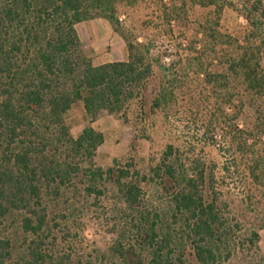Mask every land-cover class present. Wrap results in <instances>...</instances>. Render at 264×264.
<instances>
[{"label": "trees", "instance_id": "1", "mask_svg": "<svg viewBox=\"0 0 264 264\" xmlns=\"http://www.w3.org/2000/svg\"><path fill=\"white\" fill-rule=\"evenodd\" d=\"M133 1L0 0V264H237L257 248L220 178L240 171L264 211V0H192L209 14L191 38L159 0L169 43L119 29L117 5ZM225 8L244 19L238 36L220 28ZM93 18L120 34L126 61L86 55L76 26ZM77 105L87 124L73 135ZM102 112L135 131V154L106 166L91 125ZM157 114L186 135L139 157ZM216 142L222 167L204 155ZM87 229L112 240L90 247Z\"/></svg>", "mask_w": 264, "mask_h": 264}, {"label": "rangeland", "instance_id": "2", "mask_svg": "<svg viewBox=\"0 0 264 264\" xmlns=\"http://www.w3.org/2000/svg\"><path fill=\"white\" fill-rule=\"evenodd\" d=\"M162 1L170 8L175 5L173 8L178 13L177 15L182 18L183 25L181 28L174 26V35L178 31H183L188 38L194 37L198 22L209 14V8L195 5L192 0ZM116 11L119 21L118 27L122 31L138 36L139 41L153 39L158 43L161 38L164 43H169L168 41L171 38L167 34L168 27L163 21L167 12L162 8L159 0H135L131 3H120L117 5ZM90 20L93 21L86 20L76 26L86 55L91 58L95 65L120 60L124 52L114 49L115 39L120 37L124 41L123 38L106 20L102 18ZM244 25V19L236 12L229 8L223 9L220 15V28L222 31L238 36ZM125 50H127V46H125ZM248 100V98H244L245 107L238 120L241 126L248 125L253 117V112L248 106ZM68 116L72 127L71 132L73 135H77L87 124L83 118L82 107L80 105L75 106ZM131 123H124L115 115L106 112H102L91 122L92 127L102 132L105 137V141L97 149L99 164L106 166L111 164L114 158L130 157L135 154L134 151L130 150V143L135 133ZM182 125L178 122H166L161 114L153 116L146 125V133L149 137L141 139L136 150L140 154L139 157L158 153L168 142H180L186 135V130ZM136 131V135H140L142 125H139ZM221 146L220 142H216L214 145L206 147L204 152L206 158L214 161L219 167L226 164V160H228ZM221 177V187L230 199L235 201L234 211L243 212V216H239L240 220L248 227H256L260 235L256 244L257 248L246 246L243 254L238 255L237 264H249L251 261L257 264L258 257L264 256V211L262 204L259 202L257 188L252 186L249 189V183H245L240 171L232 174V176L222 174ZM261 224L263 226L259 228ZM85 237L90 247L103 248L112 240V236L104 231L95 232L92 229L85 231Z\"/></svg>", "mask_w": 264, "mask_h": 264}, {"label": "crops", "instance_id": "3", "mask_svg": "<svg viewBox=\"0 0 264 264\" xmlns=\"http://www.w3.org/2000/svg\"><path fill=\"white\" fill-rule=\"evenodd\" d=\"M89 21L91 22L93 20H89ZM115 40H116V45H115L114 49L124 52L123 55H122V58L120 60H118V61H126L128 54H127V50H125V46L126 45H125L124 41H122V39H120V37H118V38L116 37ZM110 62H112V61H110Z\"/></svg>", "mask_w": 264, "mask_h": 264}]
</instances>
